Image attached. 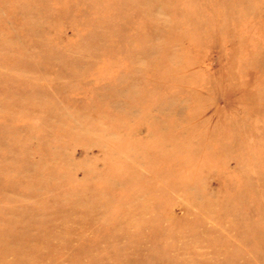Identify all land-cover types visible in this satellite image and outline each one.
Masks as SVG:
<instances>
[{
    "label": "rangeland",
    "instance_id": "rangeland-1",
    "mask_svg": "<svg viewBox=\"0 0 264 264\" xmlns=\"http://www.w3.org/2000/svg\"><path fill=\"white\" fill-rule=\"evenodd\" d=\"M0 264H264V0H0Z\"/></svg>",
    "mask_w": 264,
    "mask_h": 264
}]
</instances>
